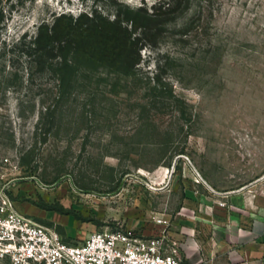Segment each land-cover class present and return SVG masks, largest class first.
<instances>
[{
	"label": "rangeland",
	"instance_id": "1",
	"mask_svg": "<svg viewBox=\"0 0 264 264\" xmlns=\"http://www.w3.org/2000/svg\"><path fill=\"white\" fill-rule=\"evenodd\" d=\"M120 1L168 0H0V189L71 242L153 232L195 179L222 191L264 174V0H174L127 72L92 65L64 85L56 59L33 60L55 13Z\"/></svg>",
	"mask_w": 264,
	"mask_h": 264
},
{
	"label": "built area",
	"instance_id": "2",
	"mask_svg": "<svg viewBox=\"0 0 264 264\" xmlns=\"http://www.w3.org/2000/svg\"><path fill=\"white\" fill-rule=\"evenodd\" d=\"M264 179V174L258 178ZM157 228L139 233L134 227L95 230L71 242L56 228L19 210L0 189V258L12 264H192L173 236L171 217H154Z\"/></svg>",
	"mask_w": 264,
	"mask_h": 264
},
{
	"label": "trees",
	"instance_id": "3",
	"mask_svg": "<svg viewBox=\"0 0 264 264\" xmlns=\"http://www.w3.org/2000/svg\"><path fill=\"white\" fill-rule=\"evenodd\" d=\"M173 1L153 9L146 4L132 7L120 1L112 14L99 9L78 16L65 11L55 13L51 21L38 26L28 46L30 55L43 67L56 59L64 85L73 79L77 69L92 65L130 71L141 58L143 37L160 29L165 16L173 12Z\"/></svg>",
	"mask_w": 264,
	"mask_h": 264
},
{
	"label": "crops",
	"instance_id": "4",
	"mask_svg": "<svg viewBox=\"0 0 264 264\" xmlns=\"http://www.w3.org/2000/svg\"><path fill=\"white\" fill-rule=\"evenodd\" d=\"M263 170L264 159L254 173ZM195 180L199 187L171 217L186 259L192 264H264V179L222 191L205 178Z\"/></svg>",
	"mask_w": 264,
	"mask_h": 264
}]
</instances>
